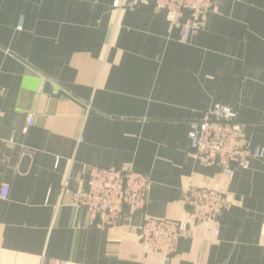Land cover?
Listing matches in <instances>:
<instances>
[{
	"label": "crops",
	"instance_id": "crops-1",
	"mask_svg": "<svg viewBox=\"0 0 264 264\" xmlns=\"http://www.w3.org/2000/svg\"><path fill=\"white\" fill-rule=\"evenodd\" d=\"M189 23L169 28L151 0H0V264H264V157L226 178L188 136L227 106L264 151V0H214L183 38ZM84 166L146 174L144 209L90 224L71 203ZM189 186L229 210L145 252L138 226L183 218Z\"/></svg>",
	"mask_w": 264,
	"mask_h": 264
},
{
	"label": "built area",
	"instance_id": "built-area-1",
	"mask_svg": "<svg viewBox=\"0 0 264 264\" xmlns=\"http://www.w3.org/2000/svg\"><path fill=\"white\" fill-rule=\"evenodd\" d=\"M154 9L162 12L169 28L180 24L187 11L190 28L201 26L205 15L212 10L214 0H151ZM29 114L24 132L33 123ZM189 154L205 167H215L226 178L237 169H247L252 158L264 157L261 148H252L238 120L237 112L227 106L210 108L190 122ZM150 179L132 167L84 166L78 185L71 192V203L86 208L90 224L113 227L121 224L125 216L144 209ZM7 188L3 189L6 196ZM182 202L184 217L166 220L147 217L138 226V240L145 252H157L164 257L172 254L179 240L193 234L195 228L207 222H219L229 210L231 201L225 194L204 187L189 186L184 190Z\"/></svg>",
	"mask_w": 264,
	"mask_h": 264
},
{
	"label": "water",
	"instance_id": "water-1",
	"mask_svg": "<svg viewBox=\"0 0 264 264\" xmlns=\"http://www.w3.org/2000/svg\"><path fill=\"white\" fill-rule=\"evenodd\" d=\"M222 218V217H221Z\"/></svg>",
	"mask_w": 264,
	"mask_h": 264
}]
</instances>
